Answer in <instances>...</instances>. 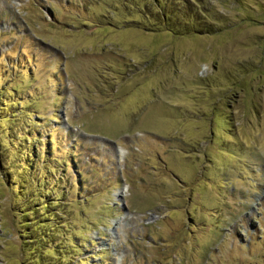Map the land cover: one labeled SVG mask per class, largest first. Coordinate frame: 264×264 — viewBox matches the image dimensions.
Listing matches in <instances>:
<instances>
[{"label": "rangeland", "instance_id": "1", "mask_svg": "<svg viewBox=\"0 0 264 264\" xmlns=\"http://www.w3.org/2000/svg\"><path fill=\"white\" fill-rule=\"evenodd\" d=\"M169 6L0 0V264H264V0Z\"/></svg>", "mask_w": 264, "mask_h": 264}, {"label": "trees", "instance_id": "2", "mask_svg": "<svg viewBox=\"0 0 264 264\" xmlns=\"http://www.w3.org/2000/svg\"><path fill=\"white\" fill-rule=\"evenodd\" d=\"M156 1V4H157V6L159 7V13H153V12H151V13H153V14H155V15H159V16H161V17H163V18H167V17H169V15L171 14V10H172V7L171 6H169V7H166L169 3H171V1L172 0H155ZM174 1V0H173ZM167 5H166V4ZM175 9H173V11H174ZM188 27H190V28H188ZM187 27V31L188 32H193V31H195L194 29H195V27H192V26H188Z\"/></svg>", "mask_w": 264, "mask_h": 264}, {"label": "bare ground", "instance_id": "3", "mask_svg": "<svg viewBox=\"0 0 264 264\" xmlns=\"http://www.w3.org/2000/svg\"><path fill=\"white\" fill-rule=\"evenodd\" d=\"M125 186H126V185H124V186L122 187V189L118 192L117 195H118L119 197H120L121 195L124 194Z\"/></svg>", "mask_w": 264, "mask_h": 264}]
</instances>
